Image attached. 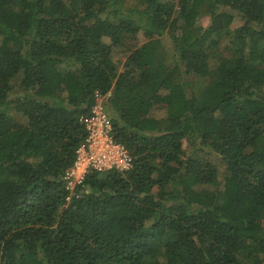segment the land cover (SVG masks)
Segmentation results:
<instances>
[{
  "label": "trees",
  "instance_id": "16d2710c",
  "mask_svg": "<svg viewBox=\"0 0 264 264\" xmlns=\"http://www.w3.org/2000/svg\"><path fill=\"white\" fill-rule=\"evenodd\" d=\"M0 264H264V0H0Z\"/></svg>",
  "mask_w": 264,
  "mask_h": 264
},
{
  "label": "built area",
  "instance_id": "2783aa9c",
  "mask_svg": "<svg viewBox=\"0 0 264 264\" xmlns=\"http://www.w3.org/2000/svg\"><path fill=\"white\" fill-rule=\"evenodd\" d=\"M108 96L97 94L90 116L81 120L87 132L85 145L76 151L73 166L62 177L70 195L89 173L125 172L132 166L133 158L113 137L112 123L104 108ZM69 199L70 196L66 198Z\"/></svg>",
  "mask_w": 264,
  "mask_h": 264
},
{
  "label": "rangeland",
  "instance_id": "374dc122",
  "mask_svg": "<svg viewBox=\"0 0 264 264\" xmlns=\"http://www.w3.org/2000/svg\"><path fill=\"white\" fill-rule=\"evenodd\" d=\"M201 23H202V25L205 27V26L208 25V23H209V19H208L207 17H203V18L201 19ZM240 25H241V21L239 20V18H238L237 16H235L234 21H233V23H232V25H231V28H236V27H238V26H240ZM138 42H139V44H141V43L144 42V40H143L141 34L138 35ZM163 43L166 45V47H167V51L169 52L168 63L172 64V63H173V59H172L171 53L173 52V49H172V47H171L169 44L166 43V41H165L164 39H163ZM115 58H116V59H122V58H123V55H122L121 53L117 52V54L115 55ZM190 80L193 81V77H190ZM195 83H197V81L194 82V84H195ZM218 165H219V164H218Z\"/></svg>",
  "mask_w": 264,
  "mask_h": 264
}]
</instances>
